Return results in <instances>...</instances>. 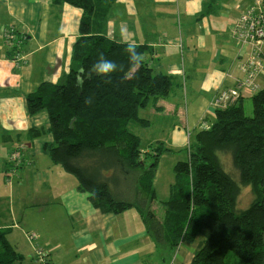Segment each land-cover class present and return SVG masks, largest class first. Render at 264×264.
<instances>
[{
    "label": "crops",
    "instance_id": "crops-1",
    "mask_svg": "<svg viewBox=\"0 0 264 264\" xmlns=\"http://www.w3.org/2000/svg\"><path fill=\"white\" fill-rule=\"evenodd\" d=\"M251 2L117 0L111 7L103 34L119 42L147 46L146 61L176 84L174 92L163 98V106L157 108L159 101L154 100L149 106L153 104L158 111L165 110L167 104L182 106L186 114L185 122L173 125L169 134L148 139L143 148V136L132 131L131 123H138L145 132L153 122L141 118L139 112L143 121H132L129 129L140 138L142 152L149 153L156 143L163 142L172 153L163 155L162 161L175 151H187V144L195 143L202 131L201 123L209 127L215 123V112L225 108L214 103L216 96L244 77L240 65L248 49L235 40L233 29L238 14ZM81 14L67 3L54 5L53 0H0V106L10 107L8 100L19 99V93L22 101L26 99L8 120L16 124L22 118L21 129H13L15 136L2 135L16 146L6 157L5 182L13 187L0 193V231H8L7 239L19 263L32 264L40 250L48 264H188L195 254L186 245L189 243L172 251L159 250L138 210L103 214L92 205L89 195L79 190L77 178L64 170H53L50 164L33 170L34 155L35 161L21 156L18 165L8 162L11 152L25 144L19 142L20 133L28 136L25 145L31 149L33 141L41 138L34 136L36 130H45V111L30 115L27 96L44 82L61 81L70 71ZM11 27L17 38L25 35L20 51L26 64L19 68L11 61V45L3 37L4 30ZM259 83L264 88V75ZM255 95L247 92L244 101ZM171 113L179 114V110ZM160 175L158 168L156 178ZM173 182L174 178L168 182L170 188Z\"/></svg>",
    "mask_w": 264,
    "mask_h": 264
},
{
    "label": "trees",
    "instance_id": "trees-1",
    "mask_svg": "<svg viewBox=\"0 0 264 264\" xmlns=\"http://www.w3.org/2000/svg\"><path fill=\"white\" fill-rule=\"evenodd\" d=\"M116 1L53 0L79 9L82 17L70 71L27 96L30 115L45 111L49 117L53 139L45 151L77 178L79 190L103 214L138 210L159 250L200 240L191 264H264V88L252 99V115L239 99L217 110L215 123L198 132L186 160L175 165V183L161 216L154 180L161 157L172 151L158 142L153 151L142 152L129 123L143 121L140 110L167 98L176 84L146 61L147 46L133 45L143 56L133 66L130 43L103 34ZM13 38L6 40L11 59L22 49L24 35ZM100 53L123 64L124 71L98 74L92 65ZM45 132L36 130L34 136ZM247 187L254 197L242 207ZM0 247V264H19L6 232L0 231Z\"/></svg>",
    "mask_w": 264,
    "mask_h": 264
},
{
    "label": "rangeland",
    "instance_id": "rangeland-1",
    "mask_svg": "<svg viewBox=\"0 0 264 264\" xmlns=\"http://www.w3.org/2000/svg\"><path fill=\"white\" fill-rule=\"evenodd\" d=\"M19 96H20L19 99H16L17 97H15V99L8 100L12 104V105H10V107L0 106V193H2L4 191V189L9 191V189H11L13 187V185H10L9 183L5 182V175H6L5 166H6V157H8L7 156L8 153L10 152V150L15 148L16 145L13 142L7 143L5 140L2 139V135L10 134V135L15 136L16 132H14L13 129H18V130L21 129V123L23 121L22 118L16 120V124L9 123V121H8L10 118H12L14 116L12 114V112L18 111L20 107L22 108L24 106V102H26L25 97H23L24 101L21 100L22 95L20 93H19ZM158 101L159 102L157 103V106H163L164 105L163 99H160ZM177 109L179 110V114H172L171 113ZM244 109L248 115H252V112H253L252 100L244 101ZM22 113H23V111H20V114H22ZM45 113L46 112H44V114H42V119H44V125L43 126H44L46 132L41 136V138L39 140L33 141L31 149L27 146V148L21 152V155L24 156L25 158L27 157L29 159V161L34 160L33 155L37 156V157H35L36 162H35V166H34L33 170L37 171L38 169H40V166H47L48 164H50V167L53 170L54 169L63 170L61 166L55 165L52 162L49 154L45 150H43L44 144L49 143L48 141L53 139L52 136L48 132L49 119H48L47 114H45ZM184 115H186V114H183L182 106L174 107L170 104H167L165 106V110L158 111L155 108V106L153 104H151L148 108L140 111V116H141V118L151 120L153 122L152 125L145 132H143L141 126L138 123L132 122L131 123V129L136 134H138V133L142 134V136H143L142 147L144 148L145 142L148 139L156 138L159 136H164L165 134H169L172 132L173 125L178 124L179 121L185 122ZM17 116H19V115H17ZM14 139H15L14 142H16L17 139L15 137H14ZM19 142H22L25 144L29 143L28 142V136L23 134V133H20ZM187 150H189L188 144H187ZM186 152H187L186 149L175 151L173 156L163 157L162 161L159 162L158 168L161 171V175L158 176L156 178V180H154V188H155V191L157 192V194H156V196H157V200H156L157 209L159 210V213L161 216L164 215L163 202L167 201L171 196V188H170V185L168 184V182L169 181L172 182L173 178L175 180V174H174L175 165L179 161L186 160V158H187ZM172 159L175 161L176 160H178V161L174 163V161ZM39 172L42 173L41 170ZM70 175L74 176L73 174H70ZM19 182H21V181H19ZM253 197H254V195L251 193V188L247 187L243 191L242 196H241L242 207L249 206ZM6 234H9L8 231L6 232ZM199 241L200 240H198L194 244H186V245L188 246V248H190L191 251L195 252L197 247H198ZM0 250H1V247H0ZM189 260L190 261L188 264H191L193 258L189 259ZM23 262H24V260H23ZM17 263H19V262H17ZM19 264H25V263H19Z\"/></svg>",
    "mask_w": 264,
    "mask_h": 264
},
{
    "label": "built area",
    "instance_id": "built-area-1",
    "mask_svg": "<svg viewBox=\"0 0 264 264\" xmlns=\"http://www.w3.org/2000/svg\"><path fill=\"white\" fill-rule=\"evenodd\" d=\"M15 32L13 27L5 29L3 37L12 41ZM22 34L24 35V33ZM233 35L236 41L248 49L247 57L241 61L240 65V71L244 78L238 80L234 87L223 88L218 93L214 101L219 106L218 108L237 103L239 99H244L247 96V92L257 94L262 88L259 83L260 77L264 75V5L262 0H252L248 7L240 11L233 29ZM11 61L16 68H19L26 64V56L17 49ZM208 128L209 126L205 122L200 124L202 131L208 130ZM190 145L188 144V148ZM26 148L25 144L17 146L11 152L8 162L13 166L21 163V152ZM32 264H48L45 252L38 250L34 255Z\"/></svg>",
    "mask_w": 264,
    "mask_h": 264
},
{
    "label": "clouds",
    "instance_id": "clouds-1",
    "mask_svg": "<svg viewBox=\"0 0 264 264\" xmlns=\"http://www.w3.org/2000/svg\"><path fill=\"white\" fill-rule=\"evenodd\" d=\"M127 51L129 53L130 63L133 66H138L142 62V54L136 52L135 47L131 44H129ZM92 68L95 69L98 74H101L106 77L110 76L111 74L117 71H124L123 64H118L114 60L106 58L103 53L99 54V57L96 62L92 65Z\"/></svg>",
    "mask_w": 264,
    "mask_h": 264
}]
</instances>
